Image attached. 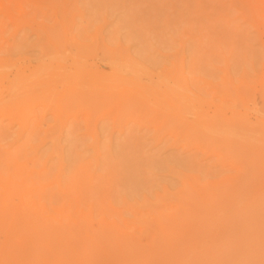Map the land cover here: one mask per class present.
<instances>
[{
    "label": "rangeland",
    "instance_id": "374dc122",
    "mask_svg": "<svg viewBox=\"0 0 264 264\" xmlns=\"http://www.w3.org/2000/svg\"><path fill=\"white\" fill-rule=\"evenodd\" d=\"M0 264H264V0H0Z\"/></svg>",
    "mask_w": 264,
    "mask_h": 264
}]
</instances>
